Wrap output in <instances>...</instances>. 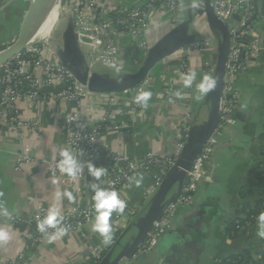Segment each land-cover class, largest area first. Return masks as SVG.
Wrapping results in <instances>:
<instances>
[{
	"label": "crops",
	"instance_id": "obj_1",
	"mask_svg": "<svg viewBox=\"0 0 264 264\" xmlns=\"http://www.w3.org/2000/svg\"><path fill=\"white\" fill-rule=\"evenodd\" d=\"M117 2L137 7L143 0ZM254 2L257 11L251 23L254 30L246 33L244 38L248 41L260 35L262 45L255 63L242 70L237 80L240 91L234 109L237 122L226 126L219 134L218 144L194 193L193 202L178 209L171 226L159 237L152 251L129 257L131 245L139 237L147 216L155 209L162 193V186L156 185L159 174L156 166L131 176L142 177L139 186L129 179L121 188L120 194L127 206L122 213L114 212L110 218L111 244L105 245L99 234L92 231L93 213L92 219L80 230L66 233L54 241L47 237L34 250L27 249V235L32 226L16 225L13 217H31L40 206L49 210L56 205L60 214L71 207H87L93 191L91 185L101 184L102 177L97 181L87 168L80 179L70 182L64 173L52 174L44 161L59 158L61 149L70 150L66 115L74 103L50 99L32 104L24 96L18 98L16 110L25 127L13 131L3 124L0 132V208H6L10 213L7 217L0 215V227L8 228L11 235L7 243L0 244V264H8L10 259L18 258L23 252L26 255L24 264H87L93 261V249L98 244L108 247L100 264H117L123 257L127 264H220L246 249L258 256L264 249V241L257 236L256 222L248 228L229 230L232 221L238 222L239 217L264 196V0ZM204 9L203 0L183 1L177 12H165L159 6L150 9L145 31L149 49L152 50L183 20L188 21L187 42L152 69L149 74L151 83L145 88L152 92V98L148 107L136 114L129 111L130 91L90 93L82 107L90 126L101 122L112 106L118 107L116 119L127 123L103 131L98 137L101 146L128 159H142L148 153L158 158L174 157L179 144L177 129L185 120L190 122L194 135L191 148L199 146L200 138L213 121L211 110L215 91L197 99L196 85L203 75L215 77L212 67L218 63L225 34L223 25L211 21ZM13 20L7 18L0 5V41L8 28L12 30L18 25V19ZM69 23L65 20L59 25L47 43L49 48L63 45ZM237 24L234 17L225 21L230 30ZM131 42L130 36L122 39L126 67L137 66L147 55L141 47L131 48ZM192 43H200L201 48L190 47ZM80 48L88 63V46L81 44ZM182 62L186 63L184 69H181ZM103 68L99 66L97 72L105 73ZM111 68L117 70V67ZM188 72L196 73L191 88L183 87L181 80V74ZM166 86L175 93L180 92L181 98L175 93L162 95ZM120 104L124 109L121 115ZM27 145L31 147L32 159L20 166L19 154ZM93 164L107 168L102 163ZM179 164L180 167L170 170L165 177L172 184L165 192L163 207L182 192L188 181V169H184L186 160L181 158ZM64 191H70L75 199L69 201L64 197L57 201L56 192Z\"/></svg>",
	"mask_w": 264,
	"mask_h": 264
},
{
	"label": "built area",
	"instance_id": "obj_2",
	"mask_svg": "<svg viewBox=\"0 0 264 264\" xmlns=\"http://www.w3.org/2000/svg\"><path fill=\"white\" fill-rule=\"evenodd\" d=\"M117 1H75L74 29L79 35L80 43L88 46V64L92 71L97 70L101 65L123 67L126 49L123 47L122 39L126 36H130L132 39L131 48L141 47L147 52L151 50L145 37V31L152 7L159 6L165 12H177L183 1L192 3L196 0H143V3L137 7L127 6ZM211 4L214 13L224 22L233 18L235 14L240 15L238 26L231 29L230 50L226 62L228 78L223 85V92L218 103L219 122L201 152L192 161L187 173L188 181L182 192L165 204L164 212L159 219L152 221L153 227L148 231L144 242L139 245L135 254L152 251L156 247L159 237L171 226V221L178 209L193 202L194 193L198 189L205 168L218 144L219 134L226 126L234 125L237 122L234 109L240 99V91L237 88L239 75L247 66L255 63L257 52L262 45L260 35L250 38L247 43L243 41L246 33L254 30L253 24H251V19L256 10L254 0H214ZM113 11L117 13L116 18L111 16ZM83 37L89 38L90 42L83 41ZM190 47L201 48V44L192 43ZM22 52L1 66L0 132L3 124H6L13 131H18L19 127H25L16 110V101L21 96H24L32 104L37 100L62 99L75 104L66 115L68 144L71 152L82 162L102 163L107 167L105 175L102 176V183H99L100 187L116 190L121 199L124 200L120 190L135 173H141L151 166H156L159 170L156 185L162 186L167 173L180 167V156L192 136L189 121L185 120L177 129L179 144L176 156L158 158L154 154L148 153L142 159H128L123 154L114 153L101 146L98 138L105 130L123 127L127 124L123 119H116L118 107L112 106L103 115L101 122L90 126L88 118L82 112V107L93 91L76 79L73 72L60 61L56 52L47 44H34ZM243 53H245L244 58H242ZM185 66L186 63L182 62L181 69H184ZM216 67V64L212 67L215 73ZM150 83L151 76L148 75L138 86L126 90L132 93V101L128 105L132 115L143 109L141 105L135 102V96L140 91L145 90ZM162 92V95L166 96L175 93L168 86L164 87ZM123 110V106L120 104V115ZM31 159V147L27 145L19 154L20 166ZM58 160L59 158L44 160L54 175L61 174L57 167ZM86 169L85 166L82 173L75 178L64 175L70 182H73L80 179ZM93 195L94 192L92 191L87 207H71L60 214L63 218L61 226L67 229L66 233L80 230L87 221L92 219L94 213ZM47 212L45 206H40L31 217H13V222L16 225L22 223L32 226V230L27 235V249L34 250L47 238L37 229L38 222L47 215ZM52 231L54 230L49 229V233ZM106 250H108L107 246L95 245L93 261L87 264L102 263ZM25 256V252H23L18 258L10 259L8 264H24ZM121 263L127 264V259L123 257Z\"/></svg>",
	"mask_w": 264,
	"mask_h": 264
},
{
	"label": "water",
	"instance_id": "obj_3",
	"mask_svg": "<svg viewBox=\"0 0 264 264\" xmlns=\"http://www.w3.org/2000/svg\"><path fill=\"white\" fill-rule=\"evenodd\" d=\"M205 4L204 12L207 13L209 19L214 22H218L221 25H223L225 34L223 36L221 45H220V55L217 63V71L215 74V78L217 79V86L214 89L215 96L212 102V110H211V116L213 118V121L211 123L210 129L200 138L199 146L196 149L191 148V141L194 140V135L191 132V137L186 143L184 152L181 154V158L186 160V164L184 166V169H189L191 167L192 161L194 160L195 156H197L205 143L207 142L208 138L211 136V133L213 132L214 128L217 126L219 122L220 114L218 113V103L219 99L222 95V89L223 85L227 81V75H226V62L228 59L229 54V44H230V38L232 36V32L228 25H225V22L222 21L217 17V15L214 13L213 5L211 4L212 0H203ZM257 16V11H255L251 22L255 19ZM237 20H240V15L235 14L233 16ZM30 18V15L28 14V17L26 19L25 25L21 32V37L19 39V42L13 49H11L9 52L4 53L0 56V67L10 59H12L17 54L21 53L28 44L26 43L27 38V31H26V23L28 19ZM69 27L66 30L64 43L63 45H56V48L53 49V51L56 52L58 58L60 61L71 71L73 72L76 79L82 83L83 85H86L90 88V90L98 93H120L124 92L126 90L132 89L136 86H138L151 72L154 67L162 61L165 57L169 56L170 54L174 53L181 47H183L187 40H186V34H187V20H183L177 27L172 30L171 32L167 33L163 39L150 51L149 57L146 59L144 64L141 66L139 72L134 74L132 77H120L119 81L117 82H110L102 77H100L97 73L90 71V67L87 63V61L84 58V55L80 48V39L77 31L74 29V19L73 16L70 19ZM57 29V28H56ZM55 29V30H56ZM55 30L52 31V35L49 38V42L52 39L53 34L55 33ZM83 41L90 42L89 38L83 37ZM41 41L34 42L29 45L38 44ZM264 42V41H263ZM245 53L242 54V58H244ZM195 140H199L198 137H195ZM180 158V159H181ZM172 184L171 181L165 179L164 184L162 185V193L160 197L157 200V205L155 209L147 216L144 227L139 235V237L136 239V241L131 245L130 251H129V257H133L134 254L137 252L139 245L144 242V239L146 238L148 231L153 227L152 221L159 219L163 212H164V203H165V192L167 191L168 187ZM117 264H122L117 263Z\"/></svg>",
	"mask_w": 264,
	"mask_h": 264
},
{
	"label": "clouds",
	"instance_id": "obj_4",
	"mask_svg": "<svg viewBox=\"0 0 264 264\" xmlns=\"http://www.w3.org/2000/svg\"><path fill=\"white\" fill-rule=\"evenodd\" d=\"M119 71V68H117ZM196 79L195 72H188L181 74V80L183 87L191 88ZM217 86V79L212 75H203L199 83L196 85V91L199 95L197 99H202L209 95ZM177 98H181V93H175ZM152 98V92L150 90L140 91L134 98L135 102L142 107L147 108L148 102ZM58 164L57 167L61 173L66 174L69 177L75 178L82 173L83 168H88L89 174L97 181L105 175L106 169L104 167H97L91 162H82L78 160L69 149H61L58 152ZM139 186L142 177L137 179L135 177L130 178ZM91 189L94 192V222L92 224V231L98 233L102 238V242L105 245H109L112 242V225L110 218L114 212L122 213L126 208V201L121 199L119 193L116 190H108L100 187L98 184H92ZM66 197L69 201H73L75 197L70 191L56 192V200L60 201ZM0 215L5 217L10 213L6 208H0ZM62 217L60 216L59 208L53 205L49 208L47 215L38 222L37 229L39 232L45 234L49 241H54L65 235L67 229L62 224ZM257 236L264 238V211L260 212L256 217ZM49 229H53L49 233ZM11 239L10 232L6 227H0V244H5Z\"/></svg>",
	"mask_w": 264,
	"mask_h": 264
},
{
	"label": "rangeland",
	"instance_id": "obj_5",
	"mask_svg": "<svg viewBox=\"0 0 264 264\" xmlns=\"http://www.w3.org/2000/svg\"><path fill=\"white\" fill-rule=\"evenodd\" d=\"M34 1L35 0H0L1 8L4 11V13H6L7 18H13L14 20L18 19V25L16 26L15 29L9 30V28L7 27L8 30L4 32L5 34L0 41V51L5 49L6 47H9V45L15 43L17 39L21 37V32L25 25L28 14L30 13L31 9L33 10L32 7H34ZM75 1L76 0H60L59 1V4L56 9L57 12H56L55 23H54V26L51 32L55 30L56 28H58L59 25H61L65 20L67 21L68 19L72 18V16L74 15L73 11H74V6H75ZM39 41H41L39 44L49 43V40L47 41L39 40ZM30 46L32 45H28L27 47H30ZM27 47L24 49V51H26ZM150 51L147 52V55L145 56V58L140 60L137 66L126 67L125 65H123V67L121 68L118 67L119 72L116 69H113L109 66H103L104 67L103 72L105 73H98L97 72L98 68L97 70L95 69L93 71H96L95 73H97L100 77L110 82H117L119 81L120 77H127V78L132 77L134 74L139 72L141 66L144 64L146 59L149 57L148 55H150ZM0 71H1V67H0Z\"/></svg>",
	"mask_w": 264,
	"mask_h": 264
},
{
	"label": "bare ground",
	"instance_id": "obj_6",
	"mask_svg": "<svg viewBox=\"0 0 264 264\" xmlns=\"http://www.w3.org/2000/svg\"><path fill=\"white\" fill-rule=\"evenodd\" d=\"M60 0H35L33 10L31 9L29 15L30 18L26 23L27 31V40L26 43L32 44L37 42V40H49L51 37V30L55 23L57 6ZM70 18V17H69ZM70 19L67 20L69 22ZM20 37L17 41L9 47L0 51V56L6 52H9L17 43L19 42Z\"/></svg>",
	"mask_w": 264,
	"mask_h": 264
},
{
	"label": "trees",
	"instance_id": "obj_7",
	"mask_svg": "<svg viewBox=\"0 0 264 264\" xmlns=\"http://www.w3.org/2000/svg\"><path fill=\"white\" fill-rule=\"evenodd\" d=\"M113 18L117 17L116 11L111 13ZM243 41L247 43V39L243 38ZM264 211V196L261 198V201L258 204L249 207L244 216L239 217L236 222L232 221L230 224L229 230L237 231L239 228L246 227L248 228L254 222H256L257 215ZM264 241V238H263ZM105 253V252H104ZM220 264H264V249L259 251L258 256L253 255L251 249H246L241 254H233L231 257L222 260Z\"/></svg>",
	"mask_w": 264,
	"mask_h": 264
}]
</instances>
